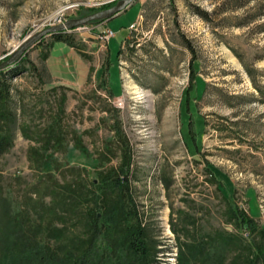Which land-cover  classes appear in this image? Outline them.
Segmentation results:
<instances>
[{
  "label": "rangeland",
  "instance_id": "obj_1",
  "mask_svg": "<svg viewBox=\"0 0 264 264\" xmlns=\"http://www.w3.org/2000/svg\"><path fill=\"white\" fill-rule=\"evenodd\" d=\"M118 1L0 0V61L31 33ZM108 19L63 33L66 42L45 36L10 70L0 217L51 202L46 185L79 169L98 182L120 164L121 138L151 264H177L180 243L204 241L207 259L195 263L230 264V235L254 254L264 243V0H134L101 27L113 32L101 45ZM106 144L114 153L99 161Z\"/></svg>",
  "mask_w": 264,
  "mask_h": 264
},
{
  "label": "trees",
  "instance_id": "obj_2",
  "mask_svg": "<svg viewBox=\"0 0 264 264\" xmlns=\"http://www.w3.org/2000/svg\"><path fill=\"white\" fill-rule=\"evenodd\" d=\"M196 12L204 19L210 16L207 11ZM63 33L66 32L52 35L54 39L66 42ZM14 66L0 70V115L11 114L5 108L13 75L10 70ZM118 140L123 149L122 160L116 167L99 171L98 182L87 180L79 169L70 178L65 177L63 181L54 178L46 185L53 196L51 202L34 200L30 207L13 213L5 207V215L0 217L4 222L0 226V264H151L145 228L130 202L128 145L121 138ZM47 142L45 149L53 143L50 139ZM10 144V138L0 126V155ZM108 145L99 161L109 160V154L114 153ZM75 148L86 152L79 137ZM101 205L104 214L98 216L95 207ZM230 212L233 216L238 214L233 208ZM241 215L242 221L245 216ZM242 222L243 229L256 231L250 222ZM262 232L264 234V228ZM210 240L214 238L210 237ZM223 241L221 243L228 252H235L230 264H264L263 242L252 245L254 254L250 250L243 256L244 252L232 247L239 244L237 236L230 235ZM204 251H207L205 241L203 244L180 243L177 264H197L196 258L201 260L203 256L206 260L208 255L201 256ZM220 261L221 258H216L215 263Z\"/></svg>",
  "mask_w": 264,
  "mask_h": 264
},
{
  "label": "water",
  "instance_id": "obj_3",
  "mask_svg": "<svg viewBox=\"0 0 264 264\" xmlns=\"http://www.w3.org/2000/svg\"><path fill=\"white\" fill-rule=\"evenodd\" d=\"M133 1L134 0H119L111 7L104 8L80 17L69 18L60 24L52 25L31 33L26 38H24L22 42L5 59L0 61V70L14 66V64H16L22 58L29 48L34 46L45 36L51 35L53 33L67 32L100 18L106 17L108 19L123 12L133 3Z\"/></svg>",
  "mask_w": 264,
  "mask_h": 264
},
{
  "label": "built area",
  "instance_id": "obj_4",
  "mask_svg": "<svg viewBox=\"0 0 264 264\" xmlns=\"http://www.w3.org/2000/svg\"><path fill=\"white\" fill-rule=\"evenodd\" d=\"M129 29L132 31L134 30V23H131L129 25ZM113 35L112 30L110 29H105L101 31L100 33L97 34V39L101 45H104L105 42Z\"/></svg>",
  "mask_w": 264,
  "mask_h": 264
},
{
  "label": "crops",
  "instance_id": "obj_5",
  "mask_svg": "<svg viewBox=\"0 0 264 264\" xmlns=\"http://www.w3.org/2000/svg\"><path fill=\"white\" fill-rule=\"evenodd\" d=\"M123 12H124V11H123ZM123 12H121V13H123ZM121 13H119V14L113 16V17H116V16L120 15ZM139 16H141V11H140L139 14H138V17H139ZM113 17H112V18H113ZM112 18H110V19H108V20H104V21H102L101 23H98V25L100 26L99 29L103 30L104 28H101V27H102L103 25H107V23H108ZM99 29H98V30H99ZM97 49H99V47H97Z\"/></svg>",
  "mask_w": 264,
  "mask_h": 264
}]
</instances>
